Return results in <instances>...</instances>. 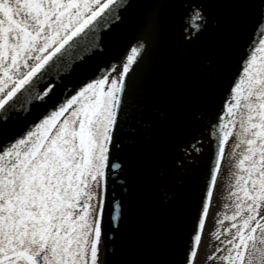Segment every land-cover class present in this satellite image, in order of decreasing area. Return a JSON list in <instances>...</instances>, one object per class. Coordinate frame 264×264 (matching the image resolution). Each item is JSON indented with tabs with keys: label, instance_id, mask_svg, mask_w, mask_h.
<instances>
[{
	"label": "snow or ice",
	"instance_id": "1",
	"mask_svg": "<svg viewBox=\"0 0 264 264\" xmlns=\"http://www.w3.org/2000/svg\"><path fill=\"white\" fill-rule=\"evenodd\" d=\"M182 123L217 143L180 264H195L232 137L216 221L229 227L210 233L223 249L208 259L264 264V0H0V264H172L171 180L157 170ZM188 148L174 145L173 172Z\"/></svg>",
	"mask_w": 264,
	"mask_h": 264
},
{
	"label": "water",
	"instance_id": "2",
	"mask_svg": "<svg viewBox=\"0 0 264 264\" xmlns=\"http://www.w3.org/2000/svg\"><path fill=\"white\" fill-rule=\"evenodd\" d=\"M179 26L180 20L177 17L172 24L173 35L170 38V43L178 41ZM128 35L130 36L131 33L129 32ZM256 35L258 36L259 33ZM119 49V44L114 45L109 55L113 57L119 56ZM151 55L158 57L159 53ZM238 56L239 52L233 56L228 68L227 78L223 82L215 85L210 102L199 105L200 111L204 113L203 123H205L207 119L212 120L217 116V111L220 109L225 99V87L230 82L231 77L239 69ZM201 127L202 125L199 123L194 125L182 123L175 128L171 133L172 143L168 145L170 154L175 152L174 148H172L175 144L185 142L191 137V134L199 128L202 131L203 129ZM210 129L211 127L208 128L207 132L210 131ZM206 135H208V138L203 141L202 145H200L199 149L194 153L195 156L193 159L195 162L201 158L202 154L206 153L205 160L195 175L196 168L192 171V166L189 165L190 161L185 159L183 167H179V160L176 161L178 167L174 172L172 170V158L163 160L160 169L157 170L163 173V175L160 176L162 183H168L171 180L170 188L173 198L168 208L172 215L168 221L170 229L167 235L166 252L167 259H169L172 264H180L183 260L185 248L189 243L190 237L195 235L193 232L194 219L203 195L204 184L208 178L209 170L214 163V149L217 143V136L212 129ZM209 136L213 137V141L208 140ZM114 175L115 173L113 172L112 176ZM131 175L134 177L135 171H132ZM112 176L109 177V196L120 198L121 189L119 187V180L114 184L112 182ZM164 176L167 177L165 178ZM120 179L123 178L121 177ZM134 195H146V193L134 191Z\"/></svg>",
	"mask_w": 264,
	"mask_h": 264
},
{
	"label": "rangeland",
	"instance_id": "3",
	"mask_svg": "<svg viewBox=\"0 0 264 264\" xmlns=\"http://www.w3.org/2000/svg\"><path fill=\"white\" fill-rule=\"evenodd\" d=\"M236 143L235 139H232L231 145L228 150V155L222 165L218 181L214 190V195L211 203V208L214 212H209L210 216L207 218V222L205 224L202 238L200 241V247L197 252L195 264H218V260H209L208 257L215 254V250L217 247H220L223 249V245L220 244L219 241H217L214 238L210 237V233H212L214 230L220 229L221 230V240L224 239V235L222 233L223 228L229 227V224L225 223L223 225H217V220H222L223 215L225 214L226 210L224 209L223 205L227 203V191L228 186L231 183V173L234 171L232 168V165L234 164V160L229 158V153L231 152L234 144ZM225 168V170H224ZM223 170V174L221 173ZM230 214V213H228ZM209 219V220H208ZM226 249L221 251L219 255H225Z\"/></svg>",
	"mask_w": 264,
	"mask_h": 264
},
{
	"label": "bare ground",
	"instance_id": "4",
	"mask_svg": "<svg viewBox=\"0 0 264 264\" xmlns=\"http://www.w3.org/2000/svg\"><path fill=\"white\" fill-rule=\"evenodd\" d=\"M221 107H220V109H221ZM220 109L217 111V114L220 112ZM209 120L210 119H207V121L205 123H207ZM210 131H211V129H210ZM210 131H208V132H210ZM206 138H208V135H205L203 130L201 131L199 128L194 133L191 134V137H189L185 142L181 143V144H185V143L189 144V148L184 149V159L190 161L189 165L192 166L191 167L192 171H194L196 168L194 175L198 172V170L202 166V164L205 160V156H206V153L202 154L201 158L197 162H195V160L193 159V157L195 156L194 153L199 149L200 145H202L203 141ZM208 140L213 141V137L209 136ZM172 148H174V147H172ZM175 155H176L175 152L171 153L169 155V157L166 158V160H169L170 158H172V156H175ZM159 169H160V167H159ZM164 177L166 178L167 176H164Z\"/></svg>",
	"mask_w": 264,
	"mask_h": 264
}]
</instances>
